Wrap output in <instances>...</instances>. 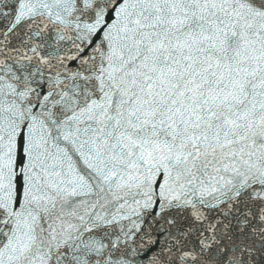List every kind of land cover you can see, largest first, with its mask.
<instances>
[{
	"label": "snow or ice",
	"instance_id": "6c2138e0",
	"mask_svg": "<svg viewBox=\"0 0 264 264\" xmlns=\"http://www.w3.org/2000/svg\"><path fill=\"white\" fill-rule=\"evenodd\" d=\"M0 264H264V0H0Z\"/></svg>",
	"mask_w": 264,
	"mask_h": 264
}]
</instances>
